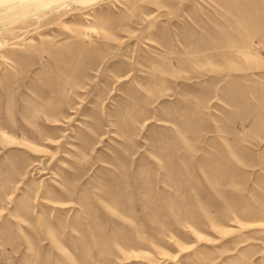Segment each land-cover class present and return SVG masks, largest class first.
Here are the masks:
<instances>
[{"label": "rangeland", "instance_id": "374dc122", "mask_svg": "<svg viewBox=\"0 0 264 264\" xmlns=\"http://www.w3.org/2000/svg\"><path fill=\"white\" fill-rule=\"evenodd\" d=\"M0 264H264V0H0Z\"/></svg>", "mask_w": 264, "mask_h": 264}]
</instances>
